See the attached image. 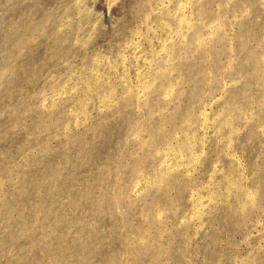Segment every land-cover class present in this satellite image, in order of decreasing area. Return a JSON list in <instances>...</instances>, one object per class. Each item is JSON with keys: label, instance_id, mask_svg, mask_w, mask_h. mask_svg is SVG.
I'll return each instance as SVG.
<instances>
[{"label": "rangeland", "instance_id": "1", "mask_svg": "<svg viewBox=\"0 0 264 264\" xmlns=\"http://www.w3.org/2000/svg\"><path fill=\"white\" fill-rule=\"evenodd\" d=\"M0 264H264V0H0Z\"/></svg>", "mask_w": 264, "mask_h": 264}]
</instances>
